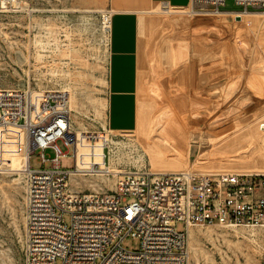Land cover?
I'll list each match as a JSON object with an SVG mask.
<instances>
[{
    "label": "crops",
    "instance_id": "0c3cea01",
    "mask_svg": "<svg viewBox=\"0 0 264 264\" xmlns=\"http://www.w3.org/2000/svg\"><path fill=\"white\" fill-rule=\"evenodd\" d=\"M225 4L189 15L191 0L106 2L108 125L156 134L151 173L264 177V18Z\"/></svg>",
    "mask_w": 264,
    "mask_h": 264
},
{
    "label": "built area",
    "instance_id": "2783aa9c",
    "mask_svg": "<svg viewBox=\"0 0 264 264\" xmlns=\"http://www.w3.org/2000/svg\"><path fill=\"white\" fill-rule=\"evenodd\" d=\"M225 1L191 0L190 11L219 14ZM233 2L242 15L264 14V0ZM17 4L0 0V9L8 11ZM110 14L101 15L106 28ZM66 104L62 93L0 90V124L21 126L32 149L22 173L23 264H188L187 231L193 226L259 231L264 264V177L254 181L253 176L236 174L127 170L119 174L112 191L73 192L68 180L78 173L76 152L79 146L92 147L71 132ZM58 143L72 149V171L61 170L60 160L67 153ZM34 154L39 170L30 165ZM85 157L94 159L92 152ZM86 166L97 168L94 161ZM89 174L94 173L81 175ZM179 223L184 232L176 231ZM127 239L138 241L139 250L125 249Z\"/></svg>",
    "mask_w": 264,
    "mask_h": 264
},
{
    "label": "rangeland",
    "instance_id": "374dc122",
    "mask_svg": "<svg viewBox=\"0 0 264 264\" xmlns=\"http://www.w3.org/2000/svg\"><path fill=\"white\" fill-rule=\"evenodd\" d=\"M106 2L18 0L13 9H0V90L64 94L71 132L83 139L85 145L95 144L98 150H104V163L93 156L94 159L82 161L84 167L88 161H94L96 167L104 164L107 171L161 172L163 162L155 158L156 134L113 131L108 125L109 28L101 22ZM224 9L241 11L233 0H226ZM157 12L162 14L163 10ZM186 14L192 13L189 10ZM253 16L264 18V14ZM25 141L29 154L32 149L23 128L0 126V168H12V161L23 154ZM58 146L67 153L60 160L61 170L72 171V149H66L62 143ZM80 152L91 154L90 148L84 146H79ZM46 156L52 158L53 153L47 151ZM30 165L34 170L42 168L36 154L32 155ZM22 173L0 172V264H23ZM105 174L97 177L75 173L73 181L69 177V189L81 194L109 192L119 175ZM184 230L182 223L176 225L177 232ZM189 230L193 236L187 238L188 264H262L263 239L257 230L218 226H193ZM123 247L138 251L139 242L127 239Z\"/></svg>",
    "mask_w": 264,
    "mask_h": 264
},
{
    "label": "bare ground",
    "instance_id": "6f19581e",
    "mask_svg": "<svg viewBox=\"0 0 264 264\" xmlns=\"http://www.w3.org/2000/svg\"><path fill=\"white\" fill-rule=\"evenodd\" d=\"M0 126H5V125H1L0 124ZM19 127H21V126H19ZM22 128V127H21ZM28 139H29V137H28ZM30 141V140H29ZM24 146H25V148H24V150H23V154H22V156L19 158V159H16V160H14V161H12V168H9V169H4V168H0V172H15V173H19V172H22V171H24L25 170V168L28 166V150H27V143H26V141H25V143H24ZM85 146H89V145H85ZM97 145H93V146H91L92 147V150H91V152H92V156H95V159H97L99 162L100 161H102L103 162V159H104V150H98L97 149V147H96ZM83 147V146H82ZM85 153H78V150H77V152H76V159H77V172L80 174H82L83 172L85 173V172H92V173H94L95 175H97V177H102V176H104V174L105 173H107V172H112L113 174H114V176H118L122 171H120V170H113V171H107V169H106V167L104 166V164H103V167L101 166V167H97L96 169L95 168H91V170L89 169V168H87V167H84L83 165H82V161L83 160H85V159H87L85 156H87V154L85 155ZM100 156V157H99ZM83 157V158H82ZM96 157H98V158H96ZM96 161V160H95ZM104 163V162H103ZM106 175V174H105ZM71 177V180L73 181V177L72 176H76V175H73V174H71L70 175ZM80 176V175H79ZM72 190V189H71ZM113 190V189H112ZM111 190V191H112ZM190 229V228H189ZM188 229V231H187V238H188V236L189 237H192L193 236V234H192V232L190 231Z\"/></svg>",
    "mask_w": 264,
    "mask_h": 264
}]
</instances>
